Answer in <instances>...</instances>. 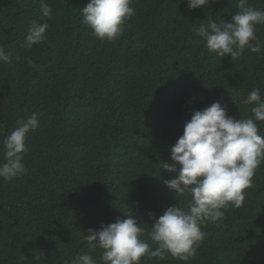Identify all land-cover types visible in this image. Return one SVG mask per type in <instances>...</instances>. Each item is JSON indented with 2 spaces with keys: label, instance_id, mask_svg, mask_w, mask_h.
Returning <instances> with one entry per match:
<instances>
[{
  "label": "trees",
  "instance_id": "trees-1",
  "mask_svg": "<svg viewBox=\"0 0 264 264\" xmlns=\"http://www.w3.org/2000/svg\"><path fill=\"white\" fill-rule=\"evenodd\" d=\"M44 2L51 19L41 0H0V45L11 54L10 63H0V162L17 119L42 114L27 134V173L0 178V264H71L89 252V229L124 214L136 216L155 249L149 213L187 210L191 200L166 188L176 174L163 163H173L171 147L193 112L219 101L228 115L248 118L252 105L242 101L257 87L264 96V24L256 31L261 53L245 49L231 59L209 52L194 29L230 20L238 0H210L191 11L188 0H132L135 15L111 42L82 23L89 0ZM248 2L264 10V0ZM33 23L49 24L47 39L27 49ZM202 230L195 259L141 264H264V162L243 205ZM91 254L99 264L101 250Z\"/></svg>",
  "mask_w": 264,
  "mask_h": 264
},
{
  "label": "clouds",
  "instance_id": "clouds-1",
  "mask_svg": "<svg viewBox=\"0 0 264 264\" xmlns=\"http://www.w3.org/2000/svg\"><path fill=\"white\" fill-rule=\"evenodd\" d=\"M210 0H188V9L206 7ZM132 0H89L81 9L82 23L90 27L101 41L119 39L128 21L135 15ZM237 11L230 20L217 23L211 19L194 29L209 52L231 59L245 49L261 53L257 25L264 24V10L253 7L248 0H238ZM41 12L51 19L52 7L41 0ZM48 23H33L23 46L31 49L47 39ZM11 54L0 45V63H10ZM29 64L33 62L28 61ZM252 105V115L235 118L219 101L202 111H194L186 122L183 134L171 147L173 163H163V169L175 173L164 180L173 193H189L187 210L169 206L158 218L149 213L151 229L147 233L155 249L143 239L145 228L133 214L104 225L100 230L89 229L83 235L89 252L77 254L71 264H98L91 250L100 249L99 264H141L142 258L173 259L188 262L195 259L197 249L206 238L202 227L217 223L229 207H241L246 190L253 186V177L264 162V136L259 134V122H264V96L259 87L252 89L242 101ZM32 113L17 119L16 127L3 139V162L0 178L12 181L27 173L23 154L28 150L27 134L40 127L39 117ZM179 165V168H177ZM42 252L34 256L39 260Z\"/></svg>",
  "mask_w": 264,
  "mask_h": 264
}]
</instances>
